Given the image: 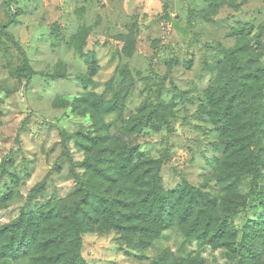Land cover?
<instances>
[{
	"label": "rangeland",
	"instance_id": "obj_1",
	"mask_svg": "<svg viewBox=\"0 0 264 264\" xmlns=\"http://www.w3.org/2000/svg\"><path fill=\"white\" fill-rule=\"evenodd\" d=\"M235 62L245 103L258 110L252 148L261 190L264 0H0V229L52 210L60 216L42 228L61 231L78 207L91 205L87 196L103 193L117 200L118 226L91 211L80 248L85 264H264V238L258 256L240 245L245 226L263 213L252 194L229 217L237 231L231 244H207L185 225L147 244L127 228L145 208L153 161L165 189L186 180L217 196L219 216L224 201L250 193V173L235 190L218 180L235 161L218 116L234 95L226 81ZM248 111L232 125H248ZM134 147L131 177L107 178L112 150Z\"/></svg>",
	"mask_w": 264,
	"mask_h": 264
},
{
	"label": "trees",
	"instance_id": "obj_2",
	"mask_svg": "<svg viewBox=\"0 0 264 264\" xmlns=\"http://www.w3.org/2000/svg\"><path fill=\"white\" fill-rule=\"evenodd\" d=\"M223 52L228 57L237 55V49L223 48ZM233 75L226 81L234 88L233 97L229 98L225 110L218 113L222 126L225 127L230 138L226 150L231 152L235 161L228 165L225 173L218 178L219 182L235 190L244 174H252V183L248 195H240L239 202L224 201L223 214H216L219 198L209 191H203L188 181L177 184L173 189H165L158 170V163L153 161V168L149 175V190L143 197L144 209H139L131 218L134 222L127 227L135 234L142 233L144 242L149 244L150 240L175 225H185L189 236L195 237L207 244L216 246L219 244H231L237 235L235 227L229 222V217L237 212L246 204L248 196H255L263 213L258 219H251L245 226L240 245L243 250L251 255L258 256V242L264 238V188L258 190L259 179L262 172L259 168V157L252 148V143L259 138L260 128L258 127L255 116L258 112L256 108L250 109L245 100V78L241 71V65L234 63ZM229 74V73H228ZM228 74L224 77L226 80ZM221 87L219 90L221 91ZM249 109V124L243 127L232 125L234 115L240 119L245 116ZM153 115L148 117L149 122ZM248 126V127H247ZM239 128V129H237ZM245 128L252 134H244L240 129ZM137 147L124 150L116 155L111 161L110 171L105 170L104 175L110 180H118L119 175L127 178L131 177L138 168L136 160ZM113 170V171H112ZM115 171V172H114ZM146 175H137L138 178H145ZM89 207H78L72 213L68 223L63 225L61 231L45 227L46 221L60 215H54L52 210L42 215L38 220L24 222L20 216L11 225L0 229V262L2 260H21L26 259L30 264H85L80 254L82 245V233L89 224L91 211L96 214L104 213L108 221L118 226L114 221L118 211L117 200H112L103 193H94L90 198L87 196ZM86 211H89L88 213ZM62 224V220H57ZM120 226V225H119ZM1 264V263H0Z\"/></svg>",
	"mask_w": 264,
	"mask_h": 264
}]
</instances>
